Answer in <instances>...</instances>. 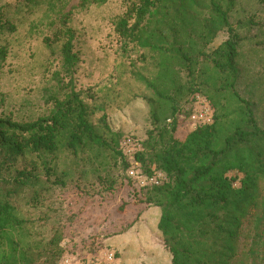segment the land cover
Returning <instances> with one entry per match:
<instances>
[{
	"label": "trees",
	"instance_id": "1",
	"mask_svg": "<svg viewBox=\"0 0 264 264\" xmlns=\"http://www.w3.org/2000/svg\"><path fill=\"white\" fill-rule=\"evenodd\" d=\"M236 4L138 0L117 22L125 43L161 58L155 77L137 76L151 91V127L135 157L146 173L154 167L167 176L149 187L128 175L122 131L77 88L80 54L75 31L65 25L62 67L53 73L55 91H47L49 111L28 120L0 112V264H60L65 230L78 217L62 195L74 190L86 200H105L123 186L133 189L136 203L159 208L157 229L170 264H264V115L242 95L248 86L241 37L230 17ZM1 20L0 34L8 24ZM224 29L229 37L210 50ZM7 49L0 45V67ZM179 65L188 86L161 84ZM198 68L202 82L212 78L213 86L195 87ZM200 96L215 109L212 120L189 130L181 115L195 108L186 111L182 103Z\"/></svg>",
	"mask_w": 264,
	"mask_h": 264
},
{
	"label": "rangeland",
	"instance_id": "2",
	"mask_svg": "<svg viewBox=\"0 0 264 264\" xmlns=\"http://www.w3.org/2000/svg\"><path fill=\"white\" fill-rule=\"evenodd\" d=\"M134 2L138 0L105 3L0 0L1 21L8 22L0 34V45L8 48L0 67V101H3L0 112L5 110L18 120H28L49 111L47 91H55L53 73L62 67L61 49L66 40L63 30L67 25L75 31V50L80 54L75 77L82 97L93 107L102 109L100 114L106 112L114 120L112 123L122 131L123 139L140 143L151 127L147 102L151 91L137 76L143 73L147 78L155 77L161 58L136 42L125 43L116 29L118 20L127 15ZM230 17L234 31L241 37L239 62L248 86L242 95L256 102L261 118L264 115V0H237ZM229 35L228 29L222 30L210 50ZM200 69L195 71L198 80L195 87L213 86L212 78L202 82ZM173 80L188 86L190 77L179 65L160 82L170 84ZM182 105L186 111L197 107L196 101ZM188 117L181 115V126L187 129ZM132 191L131 187L123 186L105 200L99 196L86 200L74 190L64 193L66 209L78 214L75 223L65 230V254L95 264H170V252L157 229L159 209L136 203ZM124 202L128 204L122 208ZM125 234L130 240L123 246L118 238ZM107 252L115 254L112 261L107 260Z\"/></svg>",
	"mask_w": 264,
	"mask_h": 264
},
{
	"label": "built area",
	"instance_id": "3",
	"mask_svg": "<svg viewBox=\"0 0 264 264\" xmlns=\"http://www.w3.org/2000/svg\"><path fill=\"white\" fill-rule=\"evenodd\" d=\"M197 107L188 117V127L189 130H193L197 128L199 125L208 123L212 120L213 112L209 104L205 99L198 97ZM122 147L126 153V155L131 156V167L128 169V175L131 177L140 187H149L160 185L167 180V176L164 172L156 170L153 167V171L151 173H146L142 167L140 162L136 159V153L141 149V144L137 141H134L131 138H125L122 141ZM107 260L112 261L115 258V254L113 252L106 253ZM61 264H95L91 261L82 262L70 256L69 254H65L62 258Z\"/></svg>",
	"mask_w": 264,
	"mask_h": 264
},
{
	"label": "crops",
	"instance_id": "4",
	"mask_svg": "<svg viewBox=\"0 0 264 264\" xmlns=\"http://www.w3.org/2000/svg\"><path fill=\"white\" fill-rule=\"evenodd\" d=\"M157 208V207H156ZM159 209V208H158ZM160 216V210H159V212H158V217ZM143 218V217H142ZM145 218V217H144ZM159 220V219H158ZM129 240H130V236L128 235V234H125V235H123L122 237H119L118 238V243H122V245L124 246V244L126 243V242H129Z\"/></svg>",
	"mask_w": 264,
	"mask_h": 264
}]
</instances>
